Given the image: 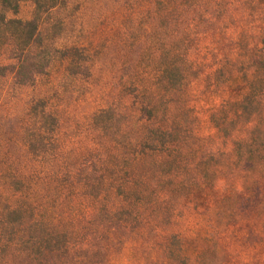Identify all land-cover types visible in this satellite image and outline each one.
<instances>
[{"label":"trees","instance_id":"1","mask_svg":"<svg viewBox=\"0 0 264 264\" xmlns=\"http://www.w3.org/2000/svg\"><path fill=\"white\" fill-rule=\"evenodd\" d=\"M22 3L32 4L31 19L9 18ZM66 5L67 0H0V57H6L0 81L10 77L12 91L33 87L55 62L66 63L71 77H89L85 47L57 48L56 38L43 30ZM153 8L158 24L151 33L153 55L159 57L144 79L129 78L126 89L135 108L106 109L91 120L108 138L107 149L71 164L59 151L58 120L45 101L27 105L24 154L0 153V264L10 252L36 261L57 256L89 264L88 254L100 242L110 257L106 263L114 262V232L142 239L143 228L156 230L165 264H209L206 250L188 259L185 240L168 232L178 208L198 212L215 237L236 219L235 198L244 197L255 215L264 214V0H154ZM236 25L235 40L227 38L228 47L220 49L227 29ZM198 34L217 47L213 55L234 56L211 74L216 91L222 88L208 118L230 140L229 152L204 150L183 109L197 76L188 56ZM172 106L181 115H170ZM231 174L238 186L220 194L219 184ZM261 227L264 233V222Z\"/></svg>","mask_w":264,"mask_h":264},{"label":"rangeland","instance_id":"2","mask_svg":"<svg viewBox=\"0 0 264 264\" xmlns=\"http://www.w3.org/2000/svg\"><path fill=\"white\" fill-rule=\"evenodd\" d=\"M153 1L67 0L64 9L52 13L43 25L45 34L56 38L57 48L72 45L85 47L89 55V77H71L66 71V63L55 62L47 74L38 78L31 88L14 92L10 77L1 80L0 153L14 157L24 154L20 143L24 112L30 102L39 99L45 101L47 111L58 120L56 136L64 160L72 158V164L75 158L107 149L108 138L92 128L91 120L95 114L106 109L118 113L127 110L130 113L131 106L135 108L137 101L126 89L129 78L137 76L144 79L159 57L153 55L152 46L151 35L158 25L154 18ZM32 13V4L22 3L18 14H8V17L27 21L31 19ZM242 17L238 22L243 24ZM236 27L238 25L227 29L230 33L219 43L220 49L226 48L227 38L235 40ZM233 32L235 33L232 34ZM198 33L201 35L202 32L198 30ZM199 34L195 37L188 56L197 76L187 89L183 109L188 110V118L192 120L189 127L193 135L205 142L204 150L214 153L229 152L230 140L222 138L212 128L208 118L210 108L220 104L218 93L222 88L219 85L220 89L216 91L211 74L222 64L224 58L234 59V56H219V53L213 55L217 47L208 46L207 41H202ZM5 58L0 57L3 65L6 63ZM169 114L181 115V111L172 106ZM224 180L219 184L218 191L220 194H231L232 189L239 184L238 178L231 174ZM234 202L236 219L216 237L209 234V227L198 212L187 206L178 208L176 224L168 232H177L185 240L183 252L188 259H193L196 252L206 250L212 261L209 264H264V233L261 229L264 214L255 215L254 206L249 205L244 197L235 198ZM150 231L151 228L142 230L147 239H140L125 230L115 231L111 256L115 261L106 263L110 257L105 254L100 242L88 254L89 264H165L156 245L161 239L156 230L152 233ZM149 234L154 239H150ZM4 262L78 264L76 260L57 256L36 261L16 252H10Z\"/></svg>","mask_w":264,"mask_h":264}]
</instances>
